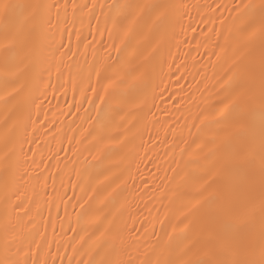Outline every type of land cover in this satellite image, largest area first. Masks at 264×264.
Instances as JSON below:
<instances>
[{"label": "snow or ice", "instance_id": "obj_1", "mask_svg": "<svg viewBox=\"0 0 264 264\" xmlns=\"http://www.w3.org/2000/svg\"><path fill=\"white\" fill-rule=\"evenodd\" d=\"M0 264H264V0H0Z\"/></svg>", "mask_w": 264, "mask_h": 264}, {"label": "bare ground", "instance_id": "obj_2", "mask_svg": "<svg viewBox=\"0 0 264 264\" xmlns=\"http://www.w3.org/2000/svg\"><path fill=\"white\" fill-rule=\"evenodd\" d=\"M61 102H62V101H61ZM53 103H55V101H54Z\"/></svg>", "mask_w": 264, "mask_h": 264}]
</instances>
